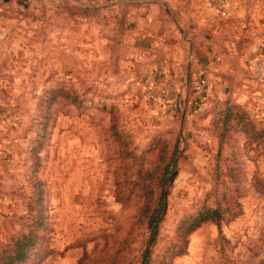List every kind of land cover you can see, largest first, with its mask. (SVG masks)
I'll use <instances>...</instances> for the list:
<instances>
[{"label":"rangeland","instance_id":"374dc122","mask_svg":"<svg viewBox=\"0 0 264 264\" xmlns=\"http://www.w3.org/2000/svg\"><path fill=\"white\" fill-rule=\"evenodd\" d=\"M241 3L221 18L207 0L197 90L204 66L154 41L165 0H0V246L36 217L23 264H139L168 169L151 264H264V0ZM202 207L220 223L182 234Z\"/></svg>","mask_w":264,"mask_h":264},{"label":"crops","instance_id":"0c3cea01","mask_svg":"<svg viewBox=\"0 0 264 264\" xmlns=\"http://www.w3.org/2000/svg\"><path fill=\"white\" fill-rule=\"evenodd\" d=\"M241 2L242 0H229L228 12L231 13L235 8H237L235 11L239 10L240 12L243 4ZM165 3L167 9H169L167 12L174 23L167 25L160 37L154 40L156 45L168 49L167 52L174 59L173 67L176 64L180 65L183 57H185L186 61L192 66H204L203 69L208 68L209 65L213 64L211 59L213 60L214 57L209 52L207 41L202 38V35L212 30L215 31L217 28L215 13L207 7V0H165ZM164 17L165 14L152 7L147 18L139 21L137 35L142 38L148 35L155 37ZM255 25L256 23H254V27ZM191 45L203 47L206 57L195 49L190 51L189 46ZM182 47L186 49L184 50ZM209 62L211 64H208Z\"/></svg>","mask_w":264,"mask_h":264},{"label":"trees","instance_id":"16d2710c","mask_svg":"<svg viewBox=\"0 0 264 264\" xmlns=\"http://www.w3.org/2000/svg\"><path fill=\"white\" fill-rule=\"evenodd\" d=\"M173 178V170L165 169L160 174L155 202L151 208L145 206L143 209V213L146 214L147 238L140 254L139 264H151L152 249L166 214L169 186ZM221 219L222 213L219 207H202L195 215L182 221V234L188 235L205 223L219 224ZM31 220L32 223L27 232L11 236L0 246V264H23L27 260L37 240L36 227L41 223L36 217Z\"/></svg>","mask_w":264,"mask_h":264},{"label":"built area","instance_id":"2783aa9c","mask_svg":"<svg viewBox=\"0 0 264 264\" xmlns=\"http://www.w3.org/2000/svg\"><path fill=\"white\" fill-rule=\"evenodd\" d=\"M209 3L211 4V7L217 12L219 17H226L229 0H209ZM207 87H209L207 71L203 69L199 77L195 79V89L198 90L199 88Z\"/></svg>","mask_w":264,"mask_h":264}]
</instances>
